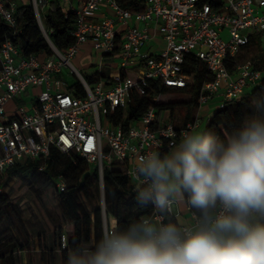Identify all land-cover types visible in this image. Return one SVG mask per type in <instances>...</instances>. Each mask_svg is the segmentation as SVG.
<instances>
[{"label": "built area", "instance_id": "obj_1", "mask_svg": "<svg viewBox=\"0 0 264 264\" xmlns=\"http://www.w3.org/2000/svg\"><path fill=\"white\" fill-rule=\"evenodd\" d=\"M50 1L31 3L52 52L24 57L12 40L20 33L18 5L0 0V20L15 29L0 48V175L28 161L39 162L38 170L44 171L53 147L78 156L97 173L105 232L114 217L106 207L105 171L118 169L143 187L130 175L138 158L150 151L162 154L171 150L184 133L201 124L196 118L179 130L164 114L158 117L154 107L128 126L127 114L119 124L112 116L118 109H128L133 93L146 95L154 83L189 86L191 77L184 73V65L191 54L205 63L213 76L201 89L199 109L213 100L218 109L241 99L263 77L251 61L239 64L237 59L251 37L264 31V0H144V12L124 9L116 0H59L77 16L75 43L66 52L53 45L44 25L43 14ZM159 37L164 46L145 53L144 47ZM87 43L100 53L101 64L119 61L116 74L106 73L100 64L97 74L103 78L87 82L72 63ZM232 61L237 63L234 72L229 70ZM66 65L82 84L84 96L67 90L70 84L61 76ZM123 71L132 76L122 78ZM108 80L113 83L106 85ZM161 97L154 99L158 102ZM16 98L25 103L13 105ZM3 188L0 184V193ZM66 189L67 179L59 175L54 190ZM61 245L64 249L68 245L66 234Z\"/></svg>", "mask_w": 264, "mask_h": 264}, {"label": "clouds", "instance_id": "obj_2", "mask_svg": "<svg viewBox=\"0 0 264 264\" xmlns=\"http://www.w3.org/2000/svg\"><path fill=\"white\" fill-rule=\"evenodd\" d=\"M252 107L225 139L193 127L169 153L140 156L137 202L157 214L125 228L113 217L67 264H264V94ZM174 208L194 209L191 222H163Z\"/></svg>", "mask_w": 264, "mask_h": 264}, {"label": "trees", "instance_id": "obj_3", "mask_svg": "<svg viewBox=\"0 0 264 264\" xmlns=\"http://www.w3.org/2000/svg\"><path fill=\"white\" fill-rule=\"evenodd\" d=\"M118 4L133 12H144L146 6L144 0H116ZM44 25L49 32L53 45L61 52H66L74 43L73 32L76 28L77 16L74 12L64 8L59 0H51L49 7L43 14ZM17 30L18 34L14 35L13 43L20 49L21 56L29 57L31 55L51 54V47L43 37V32L37 21L33 4L19 5L17 10ZM15 29L10 28L5 22L0 20V48L6 37L10 36ZM264 31L254 34L250 43L246 46L244 53L240 55L237 62L244 63L251 60H242V57L256 54L252 57V63L262 70L263 77L259 84L250 88L245 95L236 101L226 103L224 108H218L212 117L206 122L204 130L211 131L221 139H225L234 128H238L245 118L253 113V100L264 94V48H263ZM239 63V64H240ZM236 61L229 65L230 72L236 69ZM184 73L191 77L189 86L185 88H173L153 84V89L146 95L133 93L130 105L126 111L118 109L112 116L115 124L124 121V115L127 114L125 124L139 121L144 114L152 107L157 110L158 117L164 112L169 111L172 118L175 114L176 102L156 101L155 96L165 98L168 95L185 94L189 99L183 100L182 103L188 107L199 109V98L203 85L213 80L211 72L205 63L196 58L195 55H188L184 65ZM132 76L130 71H123L122 78ZM89 84L99 82L103 77L97 73L85 75ZM106 85L113 83L112 80L105 82ZM68 91L77 97L84 96L85 91L79 81H75L68 86ZM160 98V99H161ZM187 124L194 121L192 113L187 116ZM172 121V120H171ZM201 126V125H200ZM199 126V127H200ZM171 150L166 149L161 155L169 153ZM76 160V163L74 162ZM40 163L28 161L26 164H18L8 171L9 174L18 172L22 177L30 179L34 174L39 173L46 180L54 183L59 175H64L67 179V189L64 192L54 190L53 199L55 200L63 218L71 225L68 237V245L64 249L61 245V238L66 232L63 231L62 225L58 223L60 229V246L64 260L67 263L68 255L78 247L87 246L96 243L102 238L104 233V223L102 208L96 197L95 188L98 191L97 173L94 167L88 165L78 156H68L59 152L56 148L51 149V154L46 162L44 171H39ZM105 180V200L108 214L113 215L119 222V227L125 228L134 220L141 217L153 216L155 208L152 204L141 206L137 202L138 186L129 177L125 176L120 170H106ZM99 197V193H98ZM194 211V209H191ZM26 219L22 211L12 202L9 195L0 193V225L6 227V222L10 223L3 237L4 241L9 238V234L17 231L18 239L12 246L0 243V264H10L15 260V256L22 252H28L29 261L33 263L35 254V241L33 237L22 230V222ZM166 223H176L175 217L170 213L165 216ZM177 224V223H176ZM21 240V241H20ZM44 241H41V244ZM42 248V246H41ZM94 248V247H93Z\"/></svg>", "mask_w": 264, "mask_h": 264}, {"label": "rangeland", "instance_id": "obj_4", "mask_svg": "<svg viewBox=\"0 0 264 264\" xmlns=\"http://www.w3.org/2000/svg\"><path fill=\"white\" fill-rule=\"evenodd\" d=\"M18 3L20 5H28L31 2L30 0H18ZM83 54L84 52H81L77 56V58H79L80 55L82 56L80 61L77 58L73 59V65L84 76L98 72V67L96 66L101 64L100 54L97 55V57H92L91 60L89 54H84V56ZM255 54L256 52L254 51L250 55L242 57V60L252 61V57ZM85 64H93L96 68H85ZM240 64H242V62ZM101 66L103 69H106V73H110L118 70L120 68V63L119 61L104 62L101 64ZM61 76L64 81L68 82V84L74 83L77 80L76 75L70 74V68L67 65L64 66ZM187 99H189V96L185 94H176L161 98L159 101H164L166 103L177 101L178 106L175 107L174 118L176 123H182L186 119L187 113L199 111L198 109L194 110L193 108L182 103L183 100ZM12 103L13 105H23L25 102L21 98H16ZM163 114H168V118H171L169 111L164 112ZM206 122L205 124L202 122L201 126L204 127ZM0 184L2 187H4L3 193L10 196L12 202H14L22 211L26 219L24 222H22V230L33 237L35 241V254L33 263L29 261L28 252H25L26 263L22 262L23 256L18 254L15 256V260H12V263L10 264H67L63 258L62 251L59 250L60 229L58 223L62 225V229L64 232H66V235L70 233L71 225L68 224L63 218L62 213L59 211L57 204L53 199L54 187L52 186V182L46 180V178L39 173L34 174V176L30 179H26L18 172H13L11 174L7 172L4 175H0ZM95 193L97 199L99 200L97 188H95ZM6 223V227L0 225V243L4 242V245L12 246L16 244V240H19L17 235L18 233L15 231L14 233L9 234V238L4 241L3 237L6 230L8 229L7 226L10 225L8 221ZM42 240L44 242L41 244ZM87 247L93 248L94 244L91 243L90 245H87Z\"/></svg>", "mask_w": 264, "mask_h": 264}, {"label": "crops", "instance_id": "obj_5", "mask_svg": "<svg viewBox=\"0 0 264 264\" xmlns=\"http://www.w3.org/2000/svg\"><path fill=\"white\" fill-rule=\"evenodd\" d=\"M10 1H13V2H15L18 6L20 5L19 3H18V0H10ZM23 1V0H22ZM30 2H31V0H30ZM21 5H24V4H21ZM77 7H81V5L80 4H78V3H76L75 4ZM64 8L67 10L68 9V6H66V5H64ZM164 46V42H163V40L159 37V38H157V39H155V40H153V41H151L150 43H148L145 47H144V49H143V51L145 52V53H155V52H157V51H159L162 47ZM81 52H84V54H89V57H90V60L92 59V57H94V56H96L97 57V55H99L100 53H98V52H96L94 49H93V47H92V45L90 44V43H87V44H85L84 46H83V49L80 51V53ZM79 53V54H80ZM78 54V55H79ZM84 54H83V56H84ZM77 55V56H78ZM77 56L75 57V58H77ZM82 56L80 55L79 56V58H77L79 61L82 59L81 58ZM100 63H101V55H100ZM100 65V64H99ZM96 67H98V69H99V66H96ZM93 64H88V65H86L85 64V68H91V69H93V68H96ZM95 73H97V72H94L93 74H95ZM113 73V75L114 74H116L117 72H115V71H113L112 72ZM93 74H91V75H93ZM169 96V95H168ZM10 108H11V105H10ZM216 109H217V102H216V100H213V101H211L210 103H208L207 105H205V106H203L201 109H198L199 111H197V112H193L192 113V116L196 119V118H200L199 120H200V125H202V122L205 124V122L206 121H208L211 117H212V115H213V113L216 111ZM189 115V113H187V116ZM167 118L169 117V115L168 114H166L165 115ZM187 116H186V118H187ZM170 117L171 118H168V119H171L172 121H173V123L175 124V126H176V128L177 129H182V128H184V126L186 125L185 124V122L187 121V119H185L182 123H179V122H175V118L173 117L172 118V116L170 115ZM202 127L203 126H200L199 128H201L202 129ZM192 210H190V209H188V208H177V209H175V211H174V213L173 214H171L173 217H175V219H176V223H177V225L178 226H183V225H185V224H187V223H189V222H191V215H192ZM21 255L23 256L22 257V262L23 263H26V255H25V252H22L21 253Z\"/></svg>", "mask_w": 264, "mask_h": 264}]
</instances>
